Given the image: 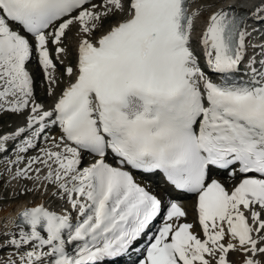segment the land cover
Here are the masks:
<instances>
[{"label": "snow or ice", "instance_id": "6c2138e0", "mask_svg": "<svg viewBox=\"0 0 264 264\" xmlns=\"http://www.w3.org/2000/svg\"><path fill=\"white\" fill-rule=\"evenodd\" d=\"M192 3L0 0V111L29 109L26 127L0 136V152L25 132L17 153L50 140L12 178L67 206L23 209L18 231L0 237V253L12 250L0 264H118L133 255V264H264V44L259 60L245 59L256 31L246 19L264 24V0L250 14L210 12L195 41L200 56L193 33L203 11L189 12ZM116 14L123 19L103 29ZM73 27L76 62L64 74L74 80L43 110L27 65L35 52L55 83L49 44L66 55ZM55 125L58 141L46 135ZM84 153L94 160L81 168ZM157 175L162 195L136 178ZM186 194L196 197L201 234L181 220Z\"/></svg>", "mask_w": 264, "mask_h": 264}, {"label": "bare ground", "instance_id": "6f19581e", "mask_svg": "<svg viewBox=\"0 0 264 264\" xmlns=\"http://www.w3.org/2000/svg\"><path fill=\"white\" fill-rule=\"evenodd\" d=\"M232 1L233 0H193V3L190 4V6H189V12L195 11L198 8L203 11V15H201L200 18L195 21V31L193 33L194 47H195V41L197 40L200 32L202 31V29L204 27V24H205V20H206L207 15L210 12L216 10L217 8H221V7L224 8V7H226ZM237 1H239V0H237ZM258 4H260V0H242L243 9H245V11H246L245 13H247V14H250L252 12V10ZM209 5H211V7H209ZM109 18H112V16L111 17H108L107 19H105L104 20V23L106 21L110 20ZM121 19H123V17L118 14V16H115V19L112 20L111 24L114 21H118V20H121ZM252 20H254V19L250 15H248V18L246 19V25H247V30L250 31V32H251V27L254 24V23H252ZM97 35H99V32L97 33ZM76 39L75 38H72V41L74 40V44H76ZM248 44H249L248 54L254 52L255 50H258L256 53H254L253 56H255V58L257 60H259L260 59L259 53H260L261 49L258 48V46H255V48H253V45H255V42L253 41V39H252L251 36L248 39ZM49 47H50V45H49ZM195 51H196L197 55L200 56V50H199L198 47H195ZM73 53H74V55L76 57V47H74ZM60 56H61V54H60ZM50 58H51V54H50ZM247 58L248 57H246L245 59L247 60ZM201 60L203 61V58L202 57H201L200 61ZM31 61H37V57L35 55V52L33 53V57H32V60ZM58 62L59 61H57L56 66H57ZM241 67H243V65ZM59 68L62 69V65L61 64H59ZM27 69L30 72V75L32 76L33 81H34V95H35L36 90H37V87H36L37 85L36 84H38L37 82H38V80L40 78H41V82L43 83L42 86H43L44 89H46L47 91H49V88H51L52 95L49 96L50 97L49 98V101L51 102V107H50V109H51L52 106H53V104L56 102L55 99H57V96L58 95H61L62 94L63 89L66 88V86H68L67 83L69 81L66 82V84L64 85V87H62L61 89H57L56 87L58 86V83L59 82H56L55 81L53 72L52 73L49 72V73H50L51 79L55 81V84L51 83L49 80H46L44 78L43 70L39 67L38 63L35 65V67H33V68H28L27 67ZM72 79L73 78H71L70 80H72ZM54 87H55V89H54ZM54 90H56V92H54ZM9 99H11V97H9ZM36 103H39V99L38 98H37V102ZM42 106H43V110H50L49 107H48V105H42ZM25 113H26V116L24 117L25 118L24 119L25 121L23 122V124H24L23 126L17 125V126H15V130L12 131L11 134H8V132L6 131L2 135L3 136H5V135L11 136L12 134H14L17 131L18 128L26 127V118H27V115L29 114V109H26L23 113H15L14 115L15 116H18L19 114H25ZM52 127L56 128L57 131H58V137L55 138L58 141L60 139V129H59V126L58 125H55V126H52ZM30 135H31L30 132H25V133L21 134V136L15 138V139H10V140L6 141L5 142V145H4L5 150L3 152H0V170H1L2 167L5 168L7 166L6 172L3 173V175L0 177L1 178L0 179V183L2 181L5 182V186H6V177L5 176H6V173L7 172L10 173L9 176H8L9 179H10V177H13L14 176L15 172L17 171V169H23L27 165V162L29 161V159L31 157H34V156L39 155L41 148L48 147V146L39 145L38 144V141L40 140V138H39L38 140L35 141L36 147L33 148V149H29L27 152H25L26 153V156H23L24 153H17L16 146L19 145V144H21L23 140L30 138ZM24 137H26V138H24ZM22 138H24V139H22ZM18 156L20 157V162L19 163H16V165H17L16 166V170H14V169L13 170H8V168H10V167H12L14 165L11 162L17 160V157ZM36 167H41L42 168V165H39V164L33 165V168H36ZM45 173H46V169H42L40 175L42 176ZM30 175H35V173L34 172L33 173H30ZM20 180H22V181H20L21 183L23 182V186H24L23 190H25L26 188H33L35 186V185L30 186V184H34L33 181H31V180H26V179H20ZM223 180L225 181V185L227 187L230 188L232 186V185H228V184H231V181H227L224 178H223ZM12 181H14V179H12ZM20 182H16V183H20ZM11 185L13 186L12 187L13 188L12 189L13 191H21L20 189H18V187H16V185H14L12 183H11ZM35 187H39V184H38V186H35ZM16 189H18V190H16ZM6 190L7 191H10V190H8V187L6 188ZM27 193L35 194L36 192H27ZM20 196L21 195H5L4 200H13V199L19 198ZM43 199L44 198L42 197L41 199L34 200L33 202H31L29 200L28 201H26V200L24 201V199H21L19 201H15L12 205L7 206L6 208L0 209V237H2L5 232H16V231H18V229H16L15 228V225H14V220L17 218V216L15 214L19 210L17 208H21V207L26 206V205H34L36 203L37 204L44 203V206H45V204H47V203L44 202ZM180 201L182 202L183 209L187 213V216L186 217H182V218L183 219L184 218H189V216L191 215L190 223H193L195 225V229H197V231H195V229H194V231L197 234H201L200 233V229H199V225L197 223V215H196V212H195V203L196 202L194 201L193 198H190V197L189 198L181 199ZM55 204L56 203H52L50 205L48 204V206H55L58 211H63L62 208L65 207L63 205L64 203L63 204H59L58 203L57 206ZM190 211H191V214L189 213ZM187 222H189V221H187ZM11 252H12L11 249H7L6 248L2 253H0V258H6L8 255L11 254ZM4 254H7V255L3 256ZM232 258H234V261H237L238 262L241 259V256L238 253H234L232 255Z\"/></svg>", "mask_w": 264, "mask_h": 264}, {"label": "rangeland", "instance_id": "374dc122", "mask_svg": "<svg viewBox=\"0 0 264 264\" xmlns=\"http://www.w3.org/2000/svg\"><path fill=\"white\" fill-rule=\"evenodd\" d=\"M100 2H101V0H92V3L99 4ZM111 16H112V18H109L110 20L106 21L105 23L103 22V29H106L109 26V24H111L112 20L115 19V16H118V14L110 15L109 17H111ZM103 29H101V31ZM75 32H76V28L73 27V29L70 32H68L69 39H66L64 44L61 45L63 47H66V49H67L66 55L62 53L61 56H59V58H58L56 56L57 54L55 53V47L56 46L49 44L50 45L49 52L51 54V58H53L52 60H53L54 65H55L54 69H49V72L50 73L53 72L55 81L59 82L58 86L56 87L57 89H61L62 87H64L66 82L69 79H71L67 75L64 74V70L67 66H73L76 62V57L73 53L74 47H76V44H74V40L72 41V38L76 39V37L74 35ZM57 61H59V62L56 66ZM61 61H63V63H61ZM36 64H37V61H31L28 63L27 67L33 68V67H35ZM59 64L62 65V69L59 68ZM37 83H38V84H36L37 90H36V93L34 95L35 96V102H37V98H38L39 103H41V105H48V107H51V102L49 101L50 95L48 94L49 91H47L46 89L43 88V86H42L43 83L41 82V78L38 80ZM53 84H55V83H53ZM54 89H55V87H54ZM54 92H56V90H54ZM26 113L25 114H19L18 116H15L14 115L15 113H12L9 111H0V136H3L2 134L6 131L8 132V134H11L12 131L15 130V126H17V125L23 126L24 125L23 122L25 121L24 117L26 116ZM46 133H47L46 135H48L50 137H54V138L58 137V131L54 127H51L50 129H48V131ZM38 144L50 147L51 141L49 140L46 142L44 137L41 136L40 140L38 141ZM23 156H26V153H24ZM82 159H83L82 164L80 165L81 168L88 166L94 160V158L92 156H90L86 153L83 154ZM16 166L17 165L14 164L12 167L8 168V170H13V169L16 170ZM6 168H7V166L5 168L4 167L1 168L0 177L3 175V173L6 172V170H7ZM7 173L5 176L6 177V186H5V182L2 181L0 183V207H1L0 209L6 208L7 206L12 205L15 201H19L21 199H24V201L29 200V201L33 202L34 200L41 199L42 197L44 198L43 201L47 203V204H45L46 206L48 204L50 205L52 203H56L55 204L56 206L58 205V203L63 204V202L61 203L58 200H53L52 198H50L46 195H42L41 194V192L43 191L42 189H41V191H38L35 194L24 193L23 182L22 183L20 182L22 180L14 179V181H12L13 178L10 177V179H9V177H8L10 173H8V174ZM15 181L20 182V183H16ZM11 183L16 185V187H18V189H20L21 191H13L12 190L13 186L11 185ZM32 185H34V184H30V186H32ZM35 186H38V184H36ZM7 187H8V190H10L11 192L6 190ZM18 189H16V190H18ZM5 195H21V196L19 198L13 199V200H4ZM189 213L191 214V211ZM188 220H190V217L188 218ZM195 231H197V229H195ZM5 255H7V254H4L3 256H5ZM232 259L234 260V258H232Z\"/></svg>", "mask_w": 264, "mask_h": 264}]
</instances>
